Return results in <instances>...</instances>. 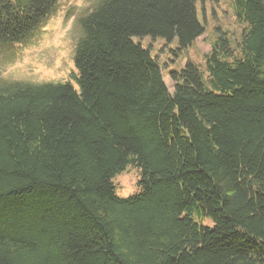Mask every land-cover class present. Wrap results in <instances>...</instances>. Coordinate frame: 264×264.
<instances>
[{
	"label": "trees",
	"instance_id": "trees-1",
	"mask_svg": "<svg viewBox=\"0 0 264 264\" xmlns=\"http://www.w3.org/2000/svg\"><path fill=\"white\" fill-rule=\"evenodd\" d=\"M59 0H0L25 44ZM197 1L100 0L69 82L0 84V264H264V0L235 50L170 70L134 37L205 33ZM134 167L139 192L117 194ZM209 221L210 224H206Z\"/></svg>",
	"mask_w": 264,
	"mask_h": 264
},
{
	"label": "rangeland",
	"instance_id": "rangeland-1",
	"mask_svg": "<svg viewBox=\"0 0 264 264\" xmlns=\"http://www.w3.org/2000/svg\"><path fill=\"white\" fill-rule=\"evenodd\" d=\"M100 0H59L47 20L37 28L35 35L20 45L0 44V84L25 82L33 84L69 82L75 87L76 66L74 56L82 36L80 19L88 14ZM197 14L205 33L189 47L149 36L134 37L155 56L163 70L164 80L171 91L170 70H179L188 60L204 68L205 55L219 36H226L232 47L240 46L246 24L235 13V0L197 1ZM140 172L128 167L114 182L117 194L128 197L139 192ZM210 224L209 221H205Z\"/></svg>",
	"mask_w": 264,
	"mask_h": 264
}]
</instances>
